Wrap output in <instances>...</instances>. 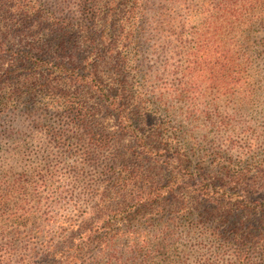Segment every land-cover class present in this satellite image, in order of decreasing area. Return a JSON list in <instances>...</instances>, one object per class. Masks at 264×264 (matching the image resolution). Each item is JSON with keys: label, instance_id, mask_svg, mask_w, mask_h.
<instances>
[{"label": "rangeland", "instance_id": "rangeland-1", "mask_svg": "<svg viewBox=\"0 0 264 264\" xmlns=\"http://www.w3.org/2000/svg\"><path fill=\"white\" fill-rule=\"evenodd\" d=\"M35 1L44 11L40 21L42 28L37 29L33 37L16 38L13 30L8 33L5 41L8 49L6 56L11 63L17 61L18 55L28 53L31 47V52L40 51L49 61V69L62 63L68 68L82 70L83 63L85 66L86 60L92 57L94 47L100 55L97 71L105 85L118 81L113 73L116 55L125 60L128 68L139 73L135 81H130L131 85L139 88L144 73L160 71L168 75L182 65L195 67L190 61L198 55L197 45L207 44V41L215 44V57L224 55L225 62L233 60L235 63L232 66L228 63L219 64L217 69L231 68L233 74L230 78L225 75V78L217 80L215 87L216 90L220 87L219 94L214 95L215 91H208L205 97L198 100L201 104L199 108L209 114L198 122H185L158 111L157 119L168 122L172 129L163 128L161 137L151 144L158 152L162 150L154 158L160 162L165 161L168 156L164 153L165 149L174 155H184L185 161L193 169L201 170L213 182L222 177L213 151L221 150L224 153L227 147L220 146L230 141H235L237 147L251 146L255 159L249 162L256 163L249 166L251 169L259 165V162H264V0L237 1L241 6L247 4L255 9L253 17H250L254 19L253 26L246 33H234L228 30L225 19H214L221 15V8H225L228 2L226 0H183L184 11L178 9L179 0H123L111 23L105 22L104 18L111 7L107 5L109 0H101L98 5L100 15L92 37L97 40L105 36L106 47L112 44V40L115 41V47L111 48L114 52H110L107 57L103 56L104 46L98 41L91 43L85 39L86 33H78L79 27L92 24L84 18L82 8L78 7L79 1ZM143 9L146 12L148 10L147 21L143 18H122V14L138 13ZM190 10L196 13L193 20L186 22L188 54L182 58L179 56L178 22L184 21L186 11ZM183 15L184 20L181 18ZM67 24L71 25L67 28V35L57 31L61 25ZM1 30L6 31L4 28ZM209 48H206L205 55ZM202 54L199 53V56ZM206 61L209 62L208 59ZM210 66H207L208 69L217 71ZM212 71L207 73L208 78H212ZM46 74L41 71L28 81L38 87L44 82ZM168 81L175 84V76L169 77ZM62 82L70 84V80ZM10 85L17 86L15 82ZM205 85L212 84L208 82ZM244 92L247 96L243 95ZM0 95L3 97L4 93ZM35 95L34 101L45 102L44 95L38 90ZM76 95L80 97L79 93L73 94ZM153 106L156 109V105ZM16 109L5 122L0 121V245H14L22 250L30 247L37 251L43 244H49L52 249H57L58 254L72 257L69 260H74L73 264L97 263L98 246L100 240L105 239L104 228L99 225L94 209L98 200L91 192L99 182V168L97 163L94 164L99 153L89 151L83 154L87 139L83 136L82 141L79 140L81 134L68 126V117H60V113L52 112L43 116L45 118H39L40 112L29 117L23 106ZM98 115H94L96 123L102 124L111 133H117L118 119L111 111L104 110ZM35 119L39 121L40 128L34 122ZM45 124L59 133L48 132L42 127ZM143 128L148 132L150 122ZM64 132L66 134L59 136ZM117 137L121 146H127L132 149V153L135 152L133 139L121 140ZM240 151L230 152L235 165L244 161ZM136 157L129 159L131 166L141 164L143 170L154 173L152 168L155 165L139 161ZM221 157H225V154ZM247 157L244 155V159ZM249 162L243 164L242 168ZM255 193V197H259L263 192L259 190ZM183 203L185 209L181 210L179 206ZM209 204L182 191L176 199H164L160 205L154 204L138 210L128 208L131 213L128 220L116 228L121 229V234L127 233L124 242L118 247L143 245L141 264H229L235 261L237 245L229 238L228 227L230 223L243 221L244 227L250 226V232L254 233L251 237L254 245L252 250L256 252L253 262L259 264V254L264 250V222L260 225H263L261 229L256 230L250 225V220L260 216L249 220L245 215L235 214L228 219L227 225H222L218 222L216 207ZM114 216L111 214V217ZM260 219L264 220L262 217ZM86 230H91L87 232L91 236L89 239L83 235ZM1 233L7 237L3 238ZM112 234L106 238L112 237ZM23 253L26 264L37 263L32 255L27 260L28 249ZM73 256L77 259H73Z\"/></svg>", "mask_w": 264, "mask_h": 264}, {"label": "trees", "instance_id": "trees-1", "mask_svg": "<svg viewBox=\"0 0 264 264\" xmlns=\"http://www.w3.org/2000/svg\"><path fill=\"white\" fill-rule=\"evenodd\" d=\"M77 1H79V9L82 8L84 18L92 22L91 25L87 24V27H79L78 33H86L84 37L91 43L98 41L104 46L103 56L107 57L110 52H114L111 48L115 47V41L112 40V44L110 43L106 47L104 40L107 42V39L105 36H100L97 40L92 37L95 35L94 30L100 15L98 5L101 0ZM122 1H107L109 2L107 5L110 4L111 7L104 16V18L106 17L105 22H113V18L117 15V7L121 5ZM237 1L226 0L227 4L225 8H221V15L215 16L214 19H225L224 22H226L228 30L234 33H246L253 26L252 21L254 19L250 17H253L255 9L250 8L247 4L241 6ZM37 3L35 0H0V94L4 93V96L0 97V121L5 122L11 114L15 113L18 106H23L25 114L29 117L35 116L37 112L41 113L39 118H45L43 116L51 112L53 114L60 113L58 114L60 117L69 118L68 126L81 134L80 141H82L83 136L86 137L88 143L83 154L84 152L89 153V151L99 153L100 156L97 161L94 160V164L97 163V168H99V182L96 189L91 192L98 200L94 209L97 212L99 225L104 228L105 239L100 240L98 257L95 259V261L98 259L97 263L141 264L140 259L144 252L143 245L118 247L122 241L124 242L127 233L121 234L119 233L121 229L116 228L128 220L131 214L128 208L138 210L141 207L154 204L160 205L164 199H176L182 191L193 195L197 200L201 199L202 203L214 205L219 213L218 222L222 225H227L228 219L233 218L235 214L238 216L245 215L249 220L258 216L264 218V162H259L255 168L249 167L256 164L249 162L255 159L254 150H251V146L247 145L242 148L239 145L237 147L235 141H230L228 144L220 146L222 148L227 147V151L224 153L221 150L213 151L216 162L220 165L222 176L213 182L201 170L193 169L185 161L184 155L178 153L174 155L165 149L164 153L168 156L165 161L160 162L154 156L159 155L162 150L158 152V149L151 145L161 137L163 128L172 129L168 122L157 119L159 110L185 122H198L200 118L206 115L208 117L209 114L199 108L201 104L198 103V100L205 97L208 91H215L214 95L220 93V87L218 90L215 87L217 80L225 78V75L230 78L233 72H231V68L217 69V67L219 64L226 63L232 66L235 64L232 62L233 60L225 62L224 55L220 58L215 57L217 54L216 45L207 41V44L197 45L198 55L193 61L188 60L193 62L195 67L182 65L175 71L169 72L168 75L160 71H148L142 75L140 86L138 84L139 88L130 84V81H135L139 73L128 68L125 60L116 55L114 57L116 66L113 73L116 74L118 81L111 85H105L97 71L100 55L94 47L92 48V57L86 60L85 66L83 63L82 70L76 67L68 68L62 63L56 65L54 69H49L47 67L49 61L40 54V51L38 53L31 52V47L28 53L18 55L17 61L11 63L6 56L8 49H6L5 41L8 39V33L13 30L16 38L18 36L20 38L23 36L33 37L36 30L42 28L40 21L44 17V11L40 9L41 5L39 6ZM184 6V1L179 0V11L180 9L184 11ZM195 13L196 11H186V18L185 15L181 17L182 20L184 18L185 20L178 22L179 56L182 58L188 54L185 40V28L188 24L186 22L193 20ZM124 16L129 19L143 18L144 21H147L148 10L146 12L143 9L138 13L127 12L122 14V18ZM68 26L71 25H61L57 31H63V35H67L69 33ZM2 28L6 31L3 32ZM200 42H202L201 38ZM207 47L210 48L207 49L208 54L205 55ZM199 53L204 54L199 56ZM207 59L209 62L206 61ZM222 60L223 62H221ZM208 65L217 71L208 69ZM41 71L47 72L45 76L43 75L44 82L38 87L34 86L33 82L29 83L28 80L33 75L40 74ZM209 71H212V78L207 77ZM134 72L135 76H133ZM171 76H175V84L168 81ZM63 80L66 82L70 80V84L63 83ZM13 82L17 86L11 87L10 84ZM208 82H211L212 85L204 86V83L207 84ZM73 89H75L74 92H72ZM37 90L44 95L45 102L34 101ZM226 92L229 93L228 90ZM77 93L82 98L78 95L73 96ZM245 94L246 92L243 93V95ZM90 102H95V104L90 105ZM153 105H156V109ZM104 110L111 111L117 117V133H111L102 124L96 123L94 115L98 113L100 115ZM37 119L34 122L40 128ZM135 120L138 121L134 122ZM149 122L150 129L147 132L143 126L145 127ZM42 127L46 128L48 132L59 133L56 129L53 131L50 125L45 124ZM64 134L66 133L64 132L59 136ZM117 136L121 140L133 139L135 152L132 153V149L127 146H121L117 141ZM246 148L247 153H245ZM228 150L230 152L241 150V158L244 161H241L242 163L239 165L233 164L232 156ZM224 154L225 157L222 158L221 155ZM244 155L248 156L247 159H244ZM135 156L139 161L155 165L152 168L154 173H150L147 169L143 170L141 164L131 166L129 159ZM246 162L249 163L242 168ZM159 164L161 165L159 166ZM42 178L45 177L42 176ZM259 190H262L263 193L259 197H255L257 194L255 192ZM179 208L185 209V204H181ZM111 214L116 216L111 217ZM260 217L256 220H250V225L256 230L263 226H260L264 222ZM228 229L231 236L229 238L237 245L234 253L235 261H231L229 264H256L253 262V255L256 252L252 250L254 245L251 241L254 233L250 232V226L244 227L243 221H237V223H230ZM87 232H91V230L84 231L83 235L89 239L91 236L87 235ZM111 234L112 237L106 238ZM1 235L3 238L7 237L3 233ZM3 247L0 245V264H26L27 261L23 258L25 255L23 252L26 249L29 250L27 260L32 255L34 261H37V263L33 262L32 264H73L74 262V260H69L72 257L67 256V258L58 254L57 249H52L49 244H43L37 251L30 247H24L23 250L18 249L14 245ZM259 256L261 259L259 264H264V250ZM73 257V259H77L75 256Z\"/></svg>", "mask_w": 264, "mask_h": 264}]
</instances>
